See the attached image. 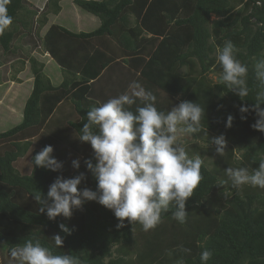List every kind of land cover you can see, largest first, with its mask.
<instances>
[{
  "label": "trees",
  "instance_id": "obj_1",
  "mask_svg": "<svg viewBox=\"0 0 264 264\" xmlns=\"http://www.w3.org/2000/svg\"><path fill=\"white\" fill-rule=\"evenodd\" d=\"M61 1L49 0L47 10L39 14L40 29L48 14L61 11ZM74 3L99 18L100 27L89 33L50 27L40 39L41 46L60 66L63 83L54 86L43 72L44 65L30 58L34 87L23 120L0 133V255L2 251L10 254L26 240H39L53 254L71 255L79 264H177L179 260L202 264L200 255L205 249L212 252L207 264H264V195L250 185L233 187L225 172L229 167L246 168L251 174L264 158V132L252 127L258 119L253 110L259 90L254 65L263 59L264 0ZM26 4V0L7 4L12 24L0 33L2 55L23 50L22 42L34 32L38 13ZM226 41H231L236 58L248 66L249 94L243 100L221 80L213 83L208 79L211 73H222L217 50ZM117 62L128 68L117 96L131 94L130 85L137 82L156 97L155 107L165 114L184 101L198 103L205 110L201 130L193 138L207 143L209 149L199 145L186 149L189 158L199 157L203 163L202 179L186 203L183 224L173 219L174 203L148 232L138 222L127 220L125 227L118 228L120 221L114 213L95 201H86L71 218L50 220L40 213V205L32 197L37 191L46 197L59 176L67 179L80 172L86 175L81 189H97L84 163L88 159L96 162L94 152L78 139L87 112L108 101L109 91L98 87V82ZM2 64L0 59V67ZM141 106L137 98L128 110L136 114ZM241 107L249 108L243 114L246 119L241 118ZM229 115L234 117L231 128L226 126ZM211 133L225 137L224 166L220 164L223 155L216 153L208 138ZM46 145L54 148L53 157L63 163L60 172L35 167L32 162ZM238 153L241 159L235 164ZM25 159L29 160L28 171L17 168ZM77 159L79 172L72 163ZM60 224L71 234L64 233ZM55 235L63 238V247L55 245Z\"/></svg>",
  "mask_w": 264,
  "mask_h": 264
},
{
  "label": "clouds",
  "instance_id": "obj_2",
  "mask_svg": "<svg viewBox=\"0 0 264 264\" xmlns=\"http://www.w3.org/2000/svg\"><path fill=\"white\" fill-rule=\"evenodd\" d=\"M9 0H0V33L12 24L8 15ZM231 41H226L222 49L217 50V62L222 67L220 80L242 100L248 96V66L235 56ZM259 90L253 110L258 119L252 127L264 132V59L254 65ZM131 94L124 93L109 99L99 107L87 112V122L80 130L79 141L89 144L94 152L92 159L85 160L87 170L97 183V189H81L86 175L80 172L72 178L59 176L49 186L47 196L42 192L33 193L34 200L40 205V213H46L50 220L59 216L71 218L73 211L81 209L86 201H95L111 210L120 223L124 221L139 223L145 232L155 229L161 220L162 212H168L174 203L173 219L183 224L186 220V203L198 188L202 179V160L189 158L181 137L192 136L201 130V120L205 110L190 101L179 103L166 114L155 107L156 97L146 92L142 86L133 82ZM139 98L144 106L136 108V114L128 107ZM127 106V107H126ZM242 119L248 107H241ZM234 117L227 118V127L231 128ZM218 155L226 148L224 136L212 138ZM54 148L46 145L33 158L35 167L60 172L63 163L53 157ZM73 168L79 172L80 160H74ZM233 187L250 185L264 189V158L258 168L249 173L246 168H227L225 170ZM64 233L71 234L65 224H60ZM55 245L63 247L60 235L54 237ZM185 252L189 249H182ZM11 257L18 264H79L71 255H57L42 246L39 240H26L11 249ZM212 257L205 249L200 255L202 264ZM177 264H184L183 260Z\"/></svg>",
  "mask_w": 264,
  "mask_h": 264
},
{
  "label": "rangeland",
  "instance_id": "obj_3",
  "mask_svg": "<svg viewBox=\"0 0 264 264\" xmlns=\"http://www.w3.org/2000/svg\"><path fill=\"white\" fill-rule=\"evenodd\" d=\"M74 1L75 0H70L67 6L66 12H68V14L66 19L72 16L74 10L70 8V5L71 4L74 5L75 4ZM37 2L38 3H36L35 0H26L27 7L37 11L38 15L35 17L37 18L35 20L36 21L39 20V21L35 25V29L32 35H29L30 38L26 39L25 42H23V44L24 46L29 45L30 47H32V49L30 48L31 54H33V57H35L38 63L44 65L43 72L52 79L53 85L58 86L62 84V78H61L62 74L60 71V67L56 63V61H54L49 55H42L45 51L41 46V41H40L42 36L45 35V31L47 27L43 31H41V29L39 28L40 27L39 22L41 21L39 14L44 10L45 11L47 10L46 7L49 0H37ZM75 6L77 8H80L76 4ZM52 16L54 15H50V14L47 15V22L48 20H52V21L54 20ZM212 20H216V18L213 17ZM91 27H93V25H91ZM38 32L39 34H37ZM40 52H42L41 55ZM31 54L25 52V55L22 54V58L19 59L20 61H25V62L27 61L23 68L21 65L22 63L19 60H17L18 55L15 54L16 56L15 57L14 55H10V54L2 55V52L0 54V59H2V63H3L2 66L0 67V84H1L0 85V123H1L0 133L10 130L20 125L22 122L24 105L26 100L29 98V95L32 92L33 83H34V77L31 69V62L27 60L31 56ZM263 59H264V52H263ZM20 71L22 72L20 73ZM220 76H221L220 74L211 73L208 75V79L213 83H216L220 81ZM216 137L218 136L211 133L208 138L210 140ZM181 142L183 143V146L187 150L188 149L190 150V148L193 145L202 146L204 149H207L206 151H208L209 149L207 143H202V141H195L193 135L181 137ZM240 159H241L240 154L239 153L236 154V160L234 159V163L235 164L239 163L238 161ZM220 160H221L220 164H223L224 166L226 162V157H224L223 155V157H221ZM28 162H29L28 159L21 161V164L17 165V168L19 169L22 168L24 171H28L29 170ZM254 188L257 189L256 191H258V193L264 195V189H261L259 187H254ZM0 256L3 264H18V261L14 260L11 257V254H7L4 251H2Z\"/></svg>",
  "mask_w": 264,
  "mask_h": 264
},
{
  "label": "crops",
  "instance_id": "obj_4",
  "mask_svg": "<svg viewBox=\"0 0 264 264\" xmlns=\"http://www.w3.org/2000/svg\"><path fill=\"white\" fill-rule=\"evenodd\" d=\"M35 2L38 3L37 0H35ZM69 2H70V0H62L61 1V3H60L61 11L58 14H50V15H54V16H52L54 18V20L53 21L52 20H48V22H46V24L41 27V31H43L47 27V29L45 31V34H46L51 26L58 25V26H61V27L65 28V29H67L68 31L73 32V33H82V32L89 33V32L95 31L96 29H98L100 27L101 22H100L99 18H97L96 16H94L91 13L86 12L85 10L83 11V9L81 10V8H77L75 6V4L74 5L73 4L70 5V8L73 9L74 11L72 13V16L68 17V19H66L67 14H68V12H66V11H67V6H68ZM87 21H88V23H87ZM91 25H93V27H91ZM87 26H88V28H87ZM44 36H42V38ZM22 45L24 46L23 42H22ZM30 48L32 49V47H30L29 45H25L23 50L20 49L17 52V54H16V55H18L17 56L18 57L17 60L22 58V54L25 55V52H27L28 54H31V49ZM41 53L42 52H40V55H41ZM12 55L15 56V54H12ZM42 55H49L51 57V55L48 52H46V51ZM30 58H34L35 59V57H33V54H31V56L27 60L30 61ZM22 62H23V64H21V65H22V68H23L27 61L26 62L22 61ZM21 70H23V69H21ZM60 71H61V74H62L61 68H60ZM127 71H128V68L125 66L124 63L117 62V63H114L111 66H109L103 72V74L101 75V77L99 79V82H98L100 84L99 87L104 89V90L109 91L108 92V96H109L108 100L111 99V97L114 96V95H112V93H116L115 96H114V97H116L117 93H120L122 91L121 87L123 86L124 82L126 81V77H127L126 73H127ZM21 72L22 71H20V73ZM61 76H62L61 78H62V83H63V80H64L63 74ZM47 77L50 79V81L53 84L52 79L49 76H47ZM33 87H34V83H33ZM117 87H118V90L116 89ZM32 90H33V88H32ZM104 95L105 94H103V96ZM22 120H23V118H22Z\"/></svg>",
  "mask_w": 264,
  "mask_h": 264
}]
</instances>
